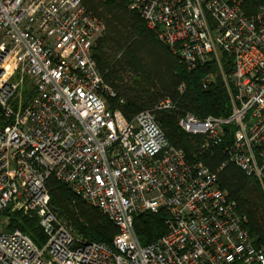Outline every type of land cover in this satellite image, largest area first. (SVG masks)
<instances>
[{
  "label": "built area",
  "instance_id": "built-area-1",
  "mask_svg": "<svg viewBox=\"0 0 264 264\" xmlns=\"http://www.w3.org/2000/svg\"><path fill=\"white\" fill-rule=\"evenodd\" d=\"M129 2L189 71L216 59L230 115L186 112L179 124L205 136L207 147L232 127L228 161L264 188V6L248 15L242 0ZM104 30L82 0H0V213L37 216L47 237L40 247L1 220L0 264H264V244L245 228L246 216L217 173L189 161L158 123L155 110L174 103L165 98L131 119L109 107L106 94L115 92L93 57ZM224 53L234 61L230 80ZM16 71L20 78L12 80ZM24 77L33 95L18 104ZM50 176L113 222L112 245L89 241L57 215ZM161 210L167 232L142 244L136 216Z\"/></svg>",
  "mask_w": 264,
  "mask_h": 264
},
{
  "label": "trees",
  "instance_id": "trees-1",
  "mask_svg": "<svg viewBox=\"0 0 264 264\" xmlns=\"http://www.w3.org/2000/svg\"><path fill=\"white\" fill-rule=\"evenodd\" d=\"M82 3L105 25L94 44L93 57L105 83L115 92V96L106 94L109 107L131 119L140 111L154 109L161 100L169 98L174 108L155 110V115L170 144L184 150L189 161H201L217 173L220 185L246 216L245 228L256 244H264V188L257 177L248 176L236 163L228 161L226 148L232 127H225L221 143L207 147L205 136L191 135L179 124L186 112L202 119L230 115L231 99L216 59L189 71L147 27L140 14L131 8L129 0H82ZM262 6L264 0H242V8L248 15L256 13ZM221 64L230 80L233 58L224 53ZM208 76L213 79L205 88L203 81ZM182 84L183 90L180 89ZM28 89L26 86L23 92L25 101L33 95V90L28 92ZM3 118L0 105V120ZM226 161V166L220 169ZM48 188L53 209L78 234L89 241L112 245L117 228L105 214L55 176L49 177ZM166 216L165 210L136 216L135 229L142 244L152 243L167 232ZM17 229L29 235L40 247L47 241L37 216L14 212L10 231Z\"/></svg>",
  "mask_w": 264,
  "mask_h": 264
},
{
  "label": "rangeland",
  "instance_id": "rangeland-1",
  "mask_svg": "<svg viewBox=\"0 0 264 264\" xmlns=\"http://www.w3.org/2000/svg\"><path fill=\"white\" fill-rule=\"evenodd\" d=\"M20 78L19 73L16 71L13 75H12V80H18ZM23 87L21 88V91L19 89V93L20 94L22 92V95L20 97V99H18V104L21 101L22 103L25 102V97H24V89L26 86H28V92H32L33 90V83L32 80L28 77H24V81H23ZM24 101V102H23ZM16 212V211H10V209H7L3 212L0 213V221L4 220L5 223H7V225L5 226V229H7V231H10V226H11V215ZM8 221V222H7Z\"/></svg>",
  "mask_w": 264,
  "mask_h": 264
}]
</instances>
